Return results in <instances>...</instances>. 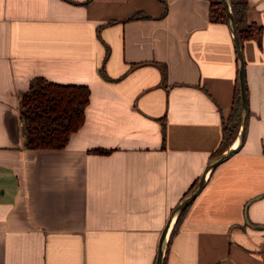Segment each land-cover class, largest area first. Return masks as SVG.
I'll use <instances>...</instances> for the list:
<instances>
[{"label": "crops", "instance_id": "obj_1", "mask_svg": "<svg viewBox=\"0 0 264 264\" xmlns=\"http://www.w3.org/2000/svg\"><path fill=\"white\" fill-rule=\"evenodd\" d=\"M213 1L0 0V264L157 263L232 110L238 55ZM241 1L264 27V0ZM242 43L245 140L169 242L172 223L165 264H264V30ZM38 76L91 90L60 149L24 146L19 101Z\"/></svg>", "mask_w": 264, "mask_h": 264}, {"label": "trees", "instance_id": "obj_2", "mask_svg": "<svg viewBox=\"0 0 264 264\" xmlns=\"http://www.w3.org/2000/svg\"><path fill=\"white\" fill-rule=\"evenodd\" d=\"M231 8L236 18L238 32L243 41L260 38L264 27L260 23L247 22V3L231 0ZM141 15L135 14L133 17ZM212 21L229 23L222 0L211 3ZM91 95L86 84H65L38 76L31 81L29 89L20 97L19 113L23 124L24 146L29 149H60L67 145L71 135L85 122L86 107ZM243 119V107L239 70L233 96L232 110L224 118L221 144L213 152L212 158L227 150L237 139ZM93 151L108 153L111 149L96 148ZM195 182L183 198L195 187ZM190 205V204H189ZM189 205L176 218L170 232L169 242L177 232ZM166 256L163 264H165Z\"/></svg>", "mask_w": 264, "mask_h": 264}, {"label": "water", "instance_id": "obj_3", "mask_svg": "<svg viewBox=\"0 0 264 264\" xmlns=\"http://www.w3.org/2000/svg\"><path fill=\"white\" fill-rule=\"evenodd\" d=\"M222 2L227 11L229 24L231 26L232 33L234 36V41H235L238 61H239V78H240V88H241L242 107H243V119H242V125L240 129L238 141L235 145L230 146L223 153L212 158V160L208 163L202 177L200 178L198 183L195 185V187L175 206L161 235L159 253H158L156 264H163L164 257H165V240H166L168 231L172 223L175 222L179 213L182 210H184L189 204H191V202L195 199L197 194L202 190V188L205 185L206 178L208 177V174L210 173V171L213 168H215L218 164H220L221 162L229 158L233 153H235L240 148L241 144L244 142L245 137H246L249 117H250L249 92H248L247 73H246V59H245V54L243 50V43H242V40L238 32V26H237L235 15L231 8V4L229 0H222Z\"/></svg>", "mask_w": 264, "mask_h": 264}, {"label": "bare ground", "instance_id": "obj_4", "mask_svg": "<svg viewBox=\"0 0 264 264\" xmlns=\"http://www.w3.org/2000/svg\"><path fill=\"white\" fill-rule=\"evenodd\" d=\"M237 141V140H236Z\"/></svg>", "mask_w": 264, "mask_h": 264}]
</instances>
